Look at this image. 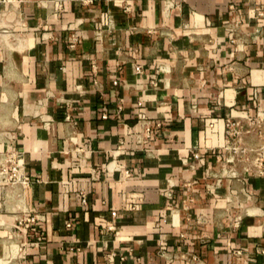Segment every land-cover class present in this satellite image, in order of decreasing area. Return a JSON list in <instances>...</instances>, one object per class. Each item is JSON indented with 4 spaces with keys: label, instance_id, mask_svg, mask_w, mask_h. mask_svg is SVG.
<instances>
[{
    "label": "crops",
    "instance_id": "crops-1",
    "mask_svg": "<svg viewBox=\"0 0 264 264\" xmlns=\"http://www.w3.org/2000/svg\"><path fill=\"white\" fill-rule=\"evenodd\" d=\"M6 149L0 264H264V0L0 1Z\"/></svg>",
    "mask_w": 264,
    "mask_h": 264
},
{
    "label": "built area",
    "instance_id": "built-area-1",
    "mask_svg": "<svg viewBox=\"0 0 264 264\" xmlns=\"http://www.w3.org/2000/svg\"><path fill=\"white\" fill-rule=\"evenodd\" d=\"M0 1H14V0H0ZM84 1V0H83ZM134 70L136 73H141L142 66L141 64L135 63ZM116 83V81H115ZM138 118L143 122L145 125V132L148 134L152 128L151 121L148 117H146L143 113H138ZM259 117H255L254 119L250 120V125H255L259 123ZM64 120L69 122L71 121V114L69 111L66 112ZM227 125L230 126L228 122ZM155 127H159L160 124L157 123L154 125ZM239 130L230 129L229 136H234L236 139H239ZM233 150L236 151V147H233ZM241 152L244 149L240 150ZM261 155L256 156V160L260 161ZM29 182V177L25 174L23 170V155L20 151L6 149L4 151H0V183H10V184H20V185H27ZM82 202L85 204L86 200L83 195ZM117 215L116 211H111V216L115 217ZM109 230L115 228L114 224H110L107 226ZM117 255L116 252L110 251L106 253L107 258L112 259ZM120 259H123L122 255H119Z\"/></svg>",
    "mask_w": 264,
    "mask_h": 264
}]
</instances>
